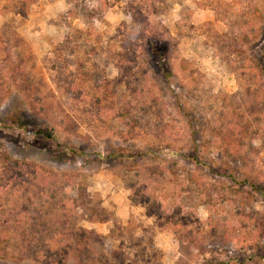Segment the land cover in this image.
Wrapping results in <instances>:
<instances>
[{
    "label": "rangeland",
    "instance_id": "1",
    "mask_svg": "<svg viewBox=\"0 0 264 264\" xmlns=\"http://www.w3.org/2000/svg\"><path fill=\"white\" fill-rule=\"evenodd\" d=\"M0 264H264V0H0Z\"/></svg>",
    "mask_w": 264,
    "mask_h": 264
},
{
    "label": "trees",
    "instance_id": "2",
    "mask_svg": "<svg viewBox=\"0 0 264 264\" xmlns=\"http://www.w3.org/2000/svg\"><path fill=\"white\" fill-rule=\"evenodd\" d=\"M15 125V124H14ZM44 135H45V131H43L42 132ZM45 136H47V135H45ZM50 137V136H49ZM188 160H190V161H192L193 163H195L196 165L198 164V159H197V157H188ZM227 178L228 179H230V180H232V179H234L233 178V176L230 174V175H227Z\"/></svg>",
    "mask_w": 264,
    "mask_h": 264
}]
</instances>
